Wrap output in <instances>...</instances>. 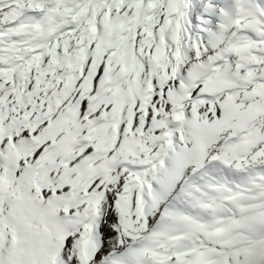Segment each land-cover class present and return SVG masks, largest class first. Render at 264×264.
Listing matches in <instances>:
<instances>
[{"label":"snow or ice","instance_id":"snow-or-ice-1","mask_svg":"<svg viewBox=\"0 0 264 264\" xmlns=\"http://www.w3.org/2000/svg\"><path fill=\"white\" fill-rule=\"evenodd\" d=\"M0 264H264V0H0Z\"/></svg>","mask_w":264,"mask_h":264}]
</instances>
